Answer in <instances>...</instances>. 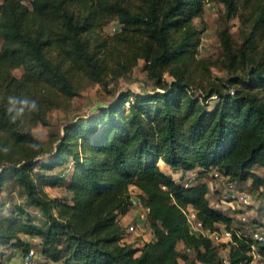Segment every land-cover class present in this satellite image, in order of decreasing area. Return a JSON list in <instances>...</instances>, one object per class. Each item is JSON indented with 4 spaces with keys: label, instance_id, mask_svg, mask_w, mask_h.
Here are the masks:
<instances>
[{
    "label": "trees",
    "instance_id": "1",
    "mask_svg": "<svg viewBox=\"0 0 264 264\" xmlns=\"http://www.w3.org/2000/svg\"><path fill=\"white\" fill-rule=\"evenodd\" d=\"M214 1L224 5L221 51L198 56L196 19ZM232 16L244 26L238 47L226 24ZM113 20L120 29L105 33ZM139 59L152 89L120 91L69 121L40 161L45 150L32 127ZM212 66L230 75L211 80ZM213 171L225 182L250 180L264 199V0H0V189L10 180L24 195L8 212L0 206L1 248L29 250L24 234L40 239L41 264H246L251 238L207 196ZM56 186L60 196L45 189ZM133 195L150 209L152 238L140 247L124 241L136 216L119 222ZM187 205L232 238L192 233Z\"/></svg>",
    "mask_w": 264,
    "mask_h": 264
},
{
    "label": "rangeland",
    "instance_id": "2",
    "mask_svg": "<svg viewBox=\"0 0 264 264\" xmlns=\"http://www.w3.org/2000/svg\"><path fill=\"white\" fill-rule=\"evenodd\" d=\"M25 4H29L30 0H22ZM223 12L224 5L221 2H207L205 3V12L203 18H197L196 21L201 28L202 38L199 47L198 56H211L217 57L221 51V42L218 35V30L223 25ZM227 26L232 34L234 40V46L238 47L243 41V25L237 17H229L227 19ZM120 29V23L116 20L111 21L104 28L105 33H113ZM16 75L20 74V69L13 71ZM230 73L225 69L217 66L211 67L210 79L216 82L222 81ZM168 77V76H167ZM194 84H198L201 81V76H196ZM209 78L203 79L204 83L208 82ZM206 84V83H205ZM152 89V84L144 69V61L139 59L137 64L133 66L130 71L117 75L107 77V83L104 85L101 83H93L91 85L84 86L77 95L68 99L61 106L51 109L48 112V123H38L32 127V131L41 142V149L45 150L40 156V161H45L48 156H51L52 151H46L51 149L57 142V138L62 134L65 125L71 121L76 120L79 117H86L97 111V107L104 104H108L117 96L120 91L132 90L135 92ZM214 101H209V104H213ZM174 177L178 178L179 174L171 169H168ZM261 172V170H258ZM189 180H194L195 172L188 173ZM209 189V199L213 206L218 209H223L225 212L231 214L234 218L233 226L240 228L242 232H249L251 227V220L264 219V199L260 195L262 187L253 188L250 185V180L245 184H236L237 190L244 191L250 194V203L246 206H242L238 200V196L230 198L228 200L223 199L222 190L226 184L225 181L216 180L213 176H208L207 179ZM47 192L51 196H60L63 193L61 187H46ZM218 196V197H217ZM222 198L223 200H221ZM4 200L6 203H4ZM24 200V195L19 191L18 186L13 181H7L1 186L0 189V206L3 205L2 210L8 212L11 204L21 203ZM262 206V207H261ZM140 210L138 205L133 206L123 216L119 222L122 226L126 225L132 218H135L136 212ZM244 216V217H243ZM250 226V227H249ZM22 236H25L24 234ZM32 246L39 251L40 239L32 237ZM152 238V228L150 222H143L137 226V231L131 232L126 235L124 241H132L134 246H142L143 242ZM182 246L178 244V248ZM8 250V247L3 248ZM226 249H223L225 252ZM222 251V252H223ZM10 251H3L4 258L10 259ZM40 253V252H39ZM9 256V257H8ZM49 264H53L51 261H47ZM1 264L5 261L1 260ZM179 264H183L182 258L179 259Z\"/></svg>",
    "mask_w": 264,
    "mask_h": 264
},
{
    "label": "built area",
    "instance_id": "3",
    "mask_svg": "<svg viewBox=\"0 0 264 264\" xmlns=\"http://www.w3.org/2000/svg\"><path fill=\"white\" fill-rule=\"evenodd\" d=\"M216 97L217 94L215 93L211 96L212 99H215ZM213 177L220 181H224V176L218 171H213ZM222 193L224 200L238 196V200L243 207L250 203V194L237 190L234 182H226ZM133 197L135 204L140 207V210L136 212L135 215L137 223L130 222L128 225V230L130 232L137 231V226L141 223L150 221L149 207L145 206L139 198L135 197V195H133ZM182 211L186 216L187 224L192 233L210 237L216 243L224 242L232 238L231 229L210 230L205 227L202 220L197 215V210L192 205L185 206L182 208ZM258 222L259 223L249 229L248 233L244 232V236L249 237L252 240L247 251L248 258L245 259L246 264H264V253L261 252V248L264 249V219ZM186 249L188 250V248ZM41 259L42 257L40 253L32 247L27 251H22L19 260H14L9 264H41ZM223 262L228 263L227 254H223Z\"/></svg>",
    "mask_w": 264,
    "mask_h": 264
},
{
    "label": "crops",
    "instance_id": "4",
    "mask_svg": "<svg viewBox=\"0 0 264 264\" xmlns=\"http://www.w3.org/2000/svg\"><path fill=\"white\" fill-rule=\"evenodd\" d=\"M209 194H207L208 196ZM218 197V196H217ZM209 198V196H208ZM23 238L27 239V240H31L34 238H32V236H28V235H25V236H22ZM3 251H10L9 253H11V258L7 260V258H4L5 256L2 254V256H0V261L1 260H4L5 263L4 264H9L10 262L14 261V260H19L20 257H21V250L20 249H17V248H8V250H4L3 248L0 247V252L3 253ZM9 257V256H8ZM1 264V263H0Z\"/></svg>",
    "mask_w": 264,
    "mask_h": 264
},
{
    "label": "clouds",
    "instance_id": "5",
    "mask_svg": "<svg viewBox=\"0 0 264 264\" xmlns=\"http://www.w3.org/2000/svg\"><path fill=\"white\" fill-rule=\"evenodd\" d=\"M22 103H25V104H26L27 101H23ZM32 106H33V108H35V106H36V105H35V102H33V105H32ZM21 110H22V109H21Z\"/></svg>",
    "mask_w": 264,
    "mask_h": 264
}]
</instances>
